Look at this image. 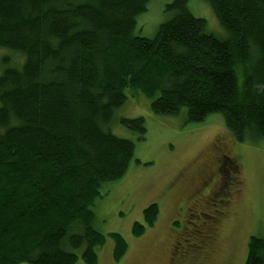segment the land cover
Returning <instances> with one entry per match:
<instances>
[{"label":"trees","instance_id":"16d2710c","mask_svg":"<svg viewBox=\"0 0 264 264\" xmlns=\"http://www.w3.org/2000/svg\"><path fill=\"white\" fill-rule=\"evenodd\" d=\"M150 1L0 0V264H96L94 202L134 160L107 129L126 91L155 115L219 114L235 142L264 140V0H203L225 40L189 0L166 6L153 38L134 36ZM119 123L144 139L142 118ZM158 214L148 206L133 236ZM109 237L117 262L127 245ZM244 264H264L263 239H249Z\"/></svg>","mask_w":264,"mask_h":264},{"label":"rangeland","instance_id":"374dc122","mask_svg":"<svg viewBox=\"0 0 264 264\" xmlns=\"http://www.w3.org/2000/svg\"><path fill=\"white\" fill-rule=\"evenodd\" d=\"M173 1L151 0L146 12L136 17L133 35L153 38L158 26L173 17L165 10ZM188 9L205 21L207 33L219 40L228 38L203 0H189ZM125 95L107 129L134 144V160L121 179L102 184L94 202L92 228L105 237L96 250V264H244L249 239L264 240V140L237 143L219 114L187 123L185 108L176 116H158L140 93ZM135 118L144 120L143 140L119 123ZM218 154L227 159L221 166L225 181L234 182L230 197H217L220 186L215 176L195 206L194 190L212 174ZM152 204L159 211L156 222L141 236H133V226L144 225L143 211ZM111 234H118L127 245L117 262ZM76 264H83L81 258Z\"/></svg>","mask_w":264,"mask_h":264},{"label":"flooded vegetation","instance_id":"af4514ba","mask_svg":"<svg viewBox=\"0 0 264 264\" xmlns=\"http://www.w3.org/2000/svg\"><path fill=\"white\" fill-rule=\"evenodd\" d=\"M215 155H216V152H215ZM214 161H215L216 165L214 166L213 169H211L212 174L210 176H208L205 180H203L202 183H200L198 185L197 189L194 190L196 199L193 202V205H195V206L200 205L199 202L201 203V201L203 200V198L205 196L202 194L209 191L208 187H210L211 184H213L212 178L215 176H217L219 186H220L219 193L217 194V197L219 196L223 199H228L230 197L229 196L230 195L229 194L230 187L232 188V186H234V182H232L231 184L227 183L225 181L226 179L224 178V174H223L224 171L221 170V166L223 163H225L226 158L224 156H222L221 154H218V156L215 157ZM231 172H232V170L229 171L228 174H232ZM228 203H229V200H228ZM220 204H222V200H221ZM224 204L225 203H223V205ZM225 207L226 206H224L223 208H225ZM220 208H222V207H220ZM218 215L223 216L222 211H220V214L218 212Z\"/></svg>","mask_w":264,"mask_h":264}]
</instances>
